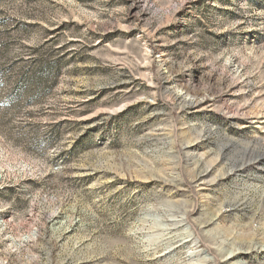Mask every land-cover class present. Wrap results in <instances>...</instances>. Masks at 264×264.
<instances>
[{
	"label": "rangeland",
	"instance_id": "obj_1",
	"mask_svg": "<svg viewBox=\"0 0 264 264\" xmlns=\"http://www.w3.org/2000/svg\"><path fill=\"white\" fill-rule=\"evenodd\" d=\"M0 264H264V0H0Z\"/></svg>",
	"mask_w": 264,
	"mask_h": 264
}]
</instances>
